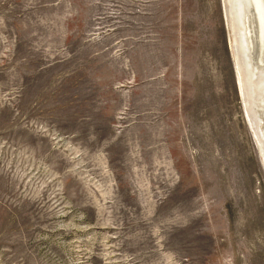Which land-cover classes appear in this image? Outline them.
I'll return each mask as SVG.
<instances>
[{"label": "rangeland", "instance_id": "1", "mask_svg": "<svg viewBox=\"0 0 264 264\" xmlns=\"http://www.w3.org/2000/svg\"><path fill=\"white\" fill-rule=\"evenodd\" d=\"M224 0H0V264H264V164Z\"/></svg>", "mask_w": 264, "mask_h": 264}, {"label": "bare ground", "instance_id": "2", "mask_svg": "<svg viewBox=\"0 0 264 264\" xmlns=\"http://www.w3.org/2000/svg\"><path fill=\"white\" fill-rule=\"evenodd\" d=\"M238 92L264 164V0H224Z\"/></svg>", "mask_w": 264, "mask_h": 264}]
</instances>
